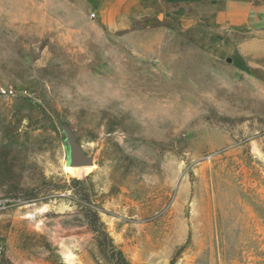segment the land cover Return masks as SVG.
<instances>
[{
	"label": "rangeland",
	"instance_id": "374dc122",
	"mask_svg": "<svg viewBox=\"0 0 264 264\" xmlns=\"http://www.w3.org/2000/svg\"><path fill=\"white\" fill-rule=\"evenodd\" d=\"M197 34L139 2L0 0V264H110L90 207L130 264H264V64Z\"/></svg>",
	"mask_w": 264,
	"mask_h": 264
},
{
	"label": "crops",
	"instance_id": "0c3cea01",
	"mask_svg": "<svg viewBox=\"0 0 264 264\" xmlns=\"http://www.w3.org/2000/svg\"><path fill=\"white\" fill-rule=\"evenodd\" d=\"M144 3L197 29L206 53L228 63L264 64V0H123ZM248 70V69H247Z\"/></svg>",
	"mask_w": 264,
	"mask_h": 264
},
{
	"label": "trees",
	"instance_id": "16d2710c",
	"mask_svg": "<svg viewBox=\"0 0 264 264\" xmlns=\"http://www.w3.org/2000/svg\"><path fill=\"white\" fill-rule=\"evenodd\" d=\"M87 219L90 230L95 234V243L100 256L110 264H130L123 253L118 250L109 236L96 208H87Z\"/></svg>",
	"mask_w": 264,
	"mask_h": 264
},
{
	"label": "built area",
	"instance_id": "2783aa9c",
	"mask_svg": "<svg viewBox=\"0 0 264 264\" xmlns=\"http://www.w3.org/2000/svg\"><path fill=\"white\" fill-rule=\"evenodd\" d=\"M96 17V14H93V18H95ZM12 93V92H11Z\"/></svg>",
	"mask_w": 264,
	"mask_h": 264
}]
</instances>
